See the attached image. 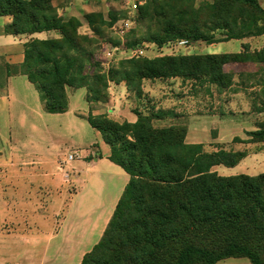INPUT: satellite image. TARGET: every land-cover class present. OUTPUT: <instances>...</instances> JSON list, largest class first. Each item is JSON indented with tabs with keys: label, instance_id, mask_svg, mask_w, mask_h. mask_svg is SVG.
<instances>
[{
	"label": "trees",
	"instance_id": "obj_1",
	"mask_svg": "<svg viewBox=\"0 0 264 264\" xmlns=\"http://www.w3.org/2000/svg\"><path fill=\"white\" fill-rule=\"evenodd\" d=\"M143 1L123 36L125 50L144 44L161 49L183 40L213 45L264 35L259 0ZM63 9L52 0H0V17L11 19L7 34L60 36L27 42L23 64L8 67L6 77L25 76L50 114L69 110L68 88L86 89L87 102L99 104L109 101L111 84L121 83L142 106L135 109V123L107 115L87 117L111 149L108 160L123 169L129 183L101 240L81 264H217L231 258L264 264V174L221 176L215 167H235L246 153L185 147L187 125L156 126L177 114L157 108L144 93L145 82L171 79L192 83L193 90L226 92L235 75L224 68L264 64V49L251 52L244 45L233 54L140 56L87 73L89 60L111 41L110 30L129 19L127 9L84 13L83 20L66 16ZM84 23L92 35L80 32ZM253 111L264 113V104L256 103ZM257 126L247 142L264 143V121Z\"/></svg>",
	"mask_w": 264,
	"mask_h": 264
},
{
	"label": "crops",
	"instance_id": "obj_2",
	"mask_svg": "<svg viewBox=\"0 0 264 264\" xmlns=\"http://www.w3.org/2000/svg\"><path fill=\"white\" fill-rule=\"evenodd\" d=\"M61 1L62 0H52V3L55 6H59ZM64 2L65 9H63L62 12H64L66 16H74L82 20L84 13L101 12L105 7H109L106 6V3L109 2L107 0H64ZM121 2L122 7L125 8L130 0H121ZM259 3L262 9H264V0H259ZM96 6L97 8H95ZM10 24V18L0 17V72H2L0 81L4 84L2 88L0 87V183L3 182V190H0V195H4L3 198H5L4 192H6V184L4 183L10 179L6 168L10 167L17 169H14V177L17 175H25V183H29L26 188L32 192L34 185L31 183L37 181L38 174L31 168L38 166L40 163L35 160H27L25 155L18 153L14 142L15 138L16 143H18L16 137H14L15 132H13V126L15 127L18 123L17 121L20 119L21 114L12 111L13 101H23L19 99L21 96L17 91L18 83L16 80L18 77L25 76L12 74L11 76L6 77L4 72L8 67L18 68L23 64L25 44L30 40H47L60 37L57 32H42L35 35L17 36L7 34L6 28ZM260 24H264V19L260 21ZM233 41L241 42L240 50L237 53L243 51L244 45L248 46L251 52L264 49V35ZM223 43L226 42L210 46H217ZM222 54L233 53L227 52ZM168 55L172 54L169 53ZM224 70L225 72L233 73L235 75L234 85L228 91L221 93L220 100L223 102L225 101L226 104H221L218 111L201 113L199 111L190 112L189 110L188 112L183 107H179L178 109L173 108L171 110H174L177 114L176 118H168L165 121H158L155 124L159 127L181 124L187 125L188 134L184 145L185 147H200L205 153H221L229 151L244 152L246 153V157L236 167L241 171L238 175L257 176L264 174V143L247 142L250 140L248 133L257 131V124L264 121V113L253 111V105L257 103L258 106H261L264 103V64H232L226 66ZM157 81L158 84L147 81L144 86L146 92L145 95L148 94V96H146L150 100L157 98L159 84H164L160 80ZM176 81L178 82L179 79H171L166 82L174 85ZM27 83L28 85L23 84V86H27L26 89L32 92L31 88H35V86L29 81H27ZM109 93L110 99L107 103L90 104L92 110L90 114L94 116L107 115L109 118L120 123L125 121L135 123L137 121L135 107L130 100L131 93L127 90L125 83L118 85L111 84ZM226 95H231L232 98L226 97ZM27 98L28 97L23 101L24 106L30 109ZM156 102L159 104L157 108H160V106H163V108H161L165 110L166 108H169L167 105L165 106L162 101L158 100ZM23 117H25V114ZM213 134H215V136H213ZM237 139L239 142H235ZM103 146L107 147L101 146L99 148L98 145H94L93 147L95 149L99 148L102 150L101 148H103L104 152L96 153L95 155L84 158L85 163L99 166L106 162H111L108 160L111 149L105 144V142ZM107 167L112 168V171L116 176L126 180L127 177H125L121 171H118L111 166ZM218 167L219 166L215 167L213 170L219 173ZM116 168L119 167L116 166ZM56 170L58 171L55 173L57 174L56 176L53 175V173L49 174L46 172L44 174L45 179L48 176L52 178L50 180L52 183L51 189L60 178L65 179L66 177H71L61 166H57ZM19 172H24V174L20 175ZM19 179L23 181L22 178ZM80 194L81 190L78 189L77 193L74 195L73 202L68 206L63 219L59 221V224L54 221V216L52 214L51 216H47L46 220H42L41 222L36 221V217L34 216L30 217L28 223L22 221L20 226L16 228L13 237L15 238V242L20 244L28 243L31 248L30 251H27L24 254L25 259L17 256V258L14 259V264H70V262L81 264L84 255L90 252L101 240L113 214L106 218L103 228L101 227L97 229L99 236L96 242L92 244L94 245L92 249L89 251L81 250V247H84L95 234L96 227L95 225H89L86 227L82 216L77 219L83 220L71 222L72 214L75 213L80 215L79 212H77L79 209H76V203L79 200H76V198L80 196ZM28 207L29 209L26 213H29V215L36 214L37 210H33L30 205ZM23 212L25 213V211ZM84 214L85 213H81V215ZM1 237L4 239V242H7L11 238V235L1 234ZM217 264L251 263L247 258H231L220 261Z\"/></svg>",
	"mask_w": 264,
	"mask_h": 264
},
{
	"label": "rangeland",
	"instance_id": "obj_3",
	"mask_svg": "<svg viewBox=\"0 0 264 264\" xmlns=\"http://www.w3.org/2000/svg\"><path fill=\"white\" fill-rule=\"evenodd\" d=\"M107 1L110 2V5L107 2L106 6L109 7H105L101 11L105 14L109 11L126 10V7H122L121 0ZM61 4L65 5L64 0L61 1ZM136 11L130 12L127 10L128 18L133 17ZM119 22L117 25H119ZM80 32L82 34L92 35L86 24L80 29ZM123 36L122 34H117L113 27L109 34L111 41L108 43L111 46H121L124 41ZM149 45L146 47V44H144L135 50L143 49L144 54L141 57L150 58L158 55L165 56L169 53L175 55L237 53L240 50L241 42L231 41L217 46L189 44L186 47H178L174 44L172 47L166 46L161 49L157 46ZM100 53L101 50L96 54L97 56L94 60H89L87 73H94L98 66H101L105 70L109 69L121 60L119 52L115 53L113 58L110 59H105ZM99 59L102 62H99ZM16 81L18 83L17 91L21 96L19 99L25 101L26 97H28L27 101L30 109L24 106L23 101H13L12 111L21 114L20 119L17 121V126H13V132H15L14 137L18 140V143H16L14 138L16 145L14 146L17 148L18 153L26 156L27 160H35L40 163L38 166L31 168L38 174L37 181L31 183L34 185L32 192L26 188L29 183H25V175H21L24 172H19L21 176L17 175L16 178L13 176L14 169L16 168H6L10 179L8 178L9 180L4 183L6 184V188L4 187L6 189V192H4L5 198H3L4 195H0V262L1 264H14V259L17 256L25 259L24 254L30 251L31 247L28 243H17L13 237L16 228L20 226L22 221L28 223L30 217L34 216L36 217V221L41 222L52 214L54 221L59 224L68 206L73 202L74 195L78 189L81 190V194L76 198V200L79 199L78 202L76 201V209H79L77 212L80 215L72 214L71 222L83 220L77 219L82 216L86 227L95 225V234L84 247H81V250L89 251L99 236L97 229L103 228L106 218L113 214L128 183L129 176L124 174L125 172L120 170L122 168L119 166V168H116L117 165L114 166L115 164L112 162H106L99 166L85 163L84 158L95 155L96 153H103L104 149L101 148L102 150H100L99 148L101 146L107 147L103 146L104 141L101 134L87 120V116L90 115L92 110L86 99V89L76 90L68 88L70 103L68 112L63 114H50L45 112L38 90L31 88L32 92H30V90L26 89L27 86H23V84L28 85V80L25 77H18ZM162 82L164 84H159L157 98L151 100L156 106H159L156 101H162L165 106L167 105L169 107L166 110L183 107L190 112L199 111L201 113H208L216 112L221 104H226L225 101L220 100L222 94L215 87H206L205 89L197 88L193 90L192 83L189 82L183 83L179 80L174 85L166 81ZM146 83H144V86ZM153 83L158 84V81ZM144 93H146L145 90ZM146 95L148 96V94ZM226 97L232 98L231 95H226ZM130 100L135 109L142 107L141 103L133 94H131ZM161 107L163 108V106ZM24 114L25 117H23ZM94 145H98L99 148L95 149L93 147ZM70 156H73L74 159L70 160ZM57 166H61L71 177H66L65 179L60 178L51 189L52 183L50 180L52 178L48 176L45 179L44 174L47 172L49 174L53 173L56 176L57 174L55 173L58 172L56 170ZM107 166L121 171L127 177L126 180L116 176L112 168H108ZM236 167L219 166V174L222 176L238 175L241 171ZM19 178H22L23 181ZM0 188V190H3V182L0 183ZM29 205L33 210H37L36 214L29 215V213H26ZM81 213L85 214L81 215ZM1 234H10L11 238L9 241L4 242ZM70 264L74 263L70 262Z\"/></svg>",
	"mask_w": 264,
	"mask_h": 264
},
{
	"label": "built area",
	"instance_id": "obj_4",
	"mask_svg": "<svg viewBox=\"0 0 264 264\" xmlns=\"http://www.w3.org/2000/svg\"><path fill=\"white\" fill-rule=\"evenodd\" d=\"M144 3L143 0H130V2L127 4V10H129L130 12L131 11H136L138 10V8L140 6H142ZM133 18H129V19H126V20H121L119 22V25H115L114 26V29L115 31L117 32V34L119 33L120 35H124L126 32H128L132 26H133ZM189 43L188 41H180L176 44V46L178 47H186L188 46ZM150 46L149 44H146V47ZM172 47V46H171ZM123 49V50H122ZM120 54V59H131V58H134V57H140L144 54V50L143 49H138V50H125L123 48V44L121 46H111L110 44H107L103 49H102V52L100 53V55H102L105 59H110V58H113L114 54L115 53H118ZM171 54V53H170ZM132 55V56H130ZM172 55H175L172 53ZM103 60V59H102ZM101 61V59H99V62ZM102 62V61H101ZM100 64H103V63H100ZM70 160H73V156H70L69 158Z\"/></svg>",
	"mask_w": 264,
	"mask_h": 264
}]
</instances>
